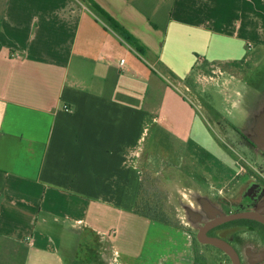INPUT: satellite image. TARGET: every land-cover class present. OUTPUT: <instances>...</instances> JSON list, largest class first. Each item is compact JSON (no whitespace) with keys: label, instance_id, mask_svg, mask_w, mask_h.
I'll return each mask as SVG.
<instances>
[{"label":"crops","instance_id":"0c3cea01","mask_svg":"<svg viewBox=\"0 0 264 264\" xmlns=\"http://www.w3.org/2000/svg\"><path fill=\"white\" fill-rule=\"evenodd\" d=\"M93 1L146 57L84 0H0V264H39L67 229L106 263L140 258L154 221L134 209L157 137L186 144L190 164L213 156L182 90L196 98L212 68L264 50V0Z\"/></svg>","mask_w":264,"mask_h":264},{"label":"rangeland","instance_id":"374dc122","mask_svg":"<svg viewBox=\"0 0 264 264\" xmlns=\"http://www.w3.org/2000/svg\"><path fill=\"white\" fill-rule=\"evenodd\" d=\"M249 56L251 60L239 68H220L222 76H217L218 68H212L216 75L209 77L215 80L199 87L196 98L182 90L204 124L205 138L200 143L206 148L212 145L209 149L213 156L204 152L198 155L199 163L190 164L186 160V144L171 137H157L152 149L153 168L146 172V188L154 201L163 206L173 226L153 222L140 258H121L120 264H191L193 251L194 264H226L218 250L197 240L200 228L241 208L244 192L255 193L248 211L264 214V50L249 52ZM245 138L254 146L245 147ZM190 147L194 149L192 143ZM161 151L168 154V162L162 160ZM202 172L208 173L205 179L200 178ZM246 175L252 178H244ZM198 188L201 194L191 195L190 191ZM61 233L56 255H44L39 264H109L88 251L72 229ZM212 233L229 238L239 250L243 264H264V227L232 222Z\"/></svg>","mask_w":264,"mask_h":264},{"label":"trees","instance_id":"16d2710c","mask_svg":"<svg viewBox=\"0 0 264 264\" xmlns=\"http://www.w3.org/2000/svg\"><path fill=\"white\" fill-rule=\"evenodd\" d=\"M88 3L89 8L97 14L107 25L110 27L115 33L121 37V39L127 43L136 53H138L142 57H146L148 53V49L133 35H131L124 27H122L116 20L110 17L102 8H100L93 0H84ZM158 67L160 70L164 71L165 74L170 75L172 78H175L174 74L164 68L161 64ZM239 63L232 64V67H238ZM134 214L144 217L148 220L162 223L168 226H173L169 220L167 219L165 212L163 210V206L154 201V197L150 195L148 189L146 188V175L142 182V186L140 188V192L138 195V200L136 203V207L134 209ZM237 223V222H234ZM248 223V222H247ZM255 223L259 226L264 227L262 224L258 222H250Z\"/></svg>","mask_w":264,"mask_h":264},{"label":"water","instance_id":"95a60500","mask_svg":"<svg viewBox=\"0 0 264 264\" xmlns=\"http://www.w3.org/2000/svg\"><path fill=\"white\" fill-rule=\"evenodd\" d=\"M240 219L255 220V221H258L259 223L264 225V216L257 213V212H243V213L230 214L227 216H222L220 218H217V219L207 223L198 233L197 240L201 244H211L214 247L223 250L233 259L234 264H239L238 257L236 255V252L233 249V247L230 244H228L227 242H225L224 240L207 237V232L210 229H212L218 225L228 223V222L234 221V220H240Z\"/></svg>","mask_w":264,"mask_h":264},{"label":"flooded vegetation","instance_id":"af4514ba","mask_svg":"<svg viewBox=\"0 0 264 264\" xmlns=\"http://www.w3.org/2000/svg\"><path fill=\"white\" fill-rule=\"evenodd\" d=\"M246 139V138H245ZM246 140H248V139H246ZM244 146L245 147H253L254 146V142L253 141H251V140H248V141H246L245 142V144H244ZM223 149V148H222ZM224 150V149H223ZM230 157H234V155H229ZM245 162H246V160H245ZM245 173L247 174V172L245 171ZM244 178H252L251 176L249 177V175L247 176H244ZM262 187V189H264V186H261ZM256 191L257 192H261L259 189H256ZM247 195V196H246ZM254 196H255V193L253 194L252 192H248L247 194H245V192H244V196H243V199L241 200V203H240V205L239 206H241V208L240 207H238V208H236L235 209V211H232V212H230V213H228L227 215H230V214H235V213H243V212H255V211H248V210H251V209H249V207L253 204V199H254ZM233 198V197H232ZM231 201V199H229V200H226V203L227 202H230ZM233 205V204H232ZM240 209H242V210H240ZM258 213V212H257ZM259 214H261V215H263L264 216V214H262V213H259ZM227 215H225V216H227ZM220 217H222V216H220ZM220 217H217V218H220ZM217 218H215V219H217ZM215 219H213V220H215ZM213 220H211V221H213ZM211 221H209V222H211ZM208 222V223H209ZM232 222H258V221H255V220H249V219H240V220H234V221H230V222H228V223H224V224H221V225H218V226H216V227H214V228H212V229H210L208 232H207V237H209V238H217V239H221V240H224L225 242H227L228 244H230L232 247H233V249L235 250V252H236V255H237V257H238V261H239V264H243V260H242V257H241V254H240V252H239V250L237 249V247L235 246V244L233 243V242H231V240L229 239V238H226V237H224V236H220V235H216V234H213L212 233V231L214 230V229H216V228H219V227H221V226H223V225H226V224H229V223H232ZM259 223V222H258ZM207 223H205L204 225H203V227L206 225ZM261 224V223H260ZM263 225V224H262ZM264 226V225H263ZM203 227H201L200 228V230L203 228ZM200 230H199V232H200ZM198 232V233H199ZM198 235V234H197ZM197 237V236H196ZM203 245H205V246H210V247H213V248H215L216 250H218L224 257H225V262L224 263H226V264H234V261H233V259L226 253V252H224L223 250H221V249H218V248H216V247H214L213 245H211V244H203Z\"/></svg>","mask_w":264,"mask_h":264},{"label":"built area","instance_id":"2783aa9c","mask_svg":"<svg viewBox=\"0 0 264 264\" xmlns=\"http://www.w3.org/2000/svg\"><path fill=\"white\" fill-rule=\"evenodd\" d=\"M248 47L251 49V48H253V45L252 44H248ZM65 111L71 112V110L69 108H67V107H65Z\"/></svg>","mask_w":264,"mask_h":264}]
</instances>
